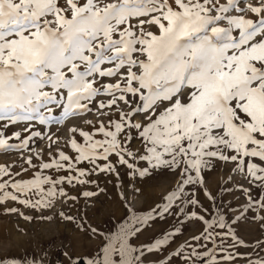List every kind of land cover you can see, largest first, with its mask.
Instances as JSON below:
<instances>
[{"label": "snow or ice", "instance_id": "6c2138e0", "mask_svg": "<svg viewBox=\"0 0 264 264\" xmlns=\"http://www.w3.org/2000/svg\"><path fill=\"white\" fill-rule=\"evenodd\" d=\"M240 3L174 0L177 7H173L169 0H0V128L22 123L27 131L32 122L60 124L90 112L89 105L101 95L110 99L100 101L99 108L117 106L119 115L108 127L101 123L93 133L80 130L83 144L70 140L78 153L75 163L60 151L58 158L39 165L57 172L67 166L68 176L54 178L37 171L31 179L3 180L0 202L10 199L30 208H50L58 197L75 200L61 185L95 183L84 177L97 170L114 172L110 157L115 154L118 163L131 170L130 175L142 180L166 170H178L180 180L163 197L162 205L144 214L129 208L127 218L114 231L100 233L106 241L99 249L102 255L87 259V264H150L153 260L172 264L173 259L179 264H200L201 257H210L207 264H237L240 256L247 257L245 264H264V255L256 253V249L264 251V241L256 242L253 253H240L238 247L246 242L236 235L218 206L212 218L185 209L201 206L195 193H186L185 186L203 184L202 172L219 160L231 161L234 167L230 171L260 193L254 198L250 188L241 186L247 195L241 215L253 207L264 212V0L246 5L256 19L243 15ZM146 24L157 25L159 34L145 31ZM100 78L116 82L101 84ZM185 88L189 89L187 102L180 98ZM118 101L129 110L122 111ZM139 115L147 123L136 121ZM97 132L102 139L94 138ZM12 135L19 143H10L0 131V150L26 149L41 133L32 131L25 138L20 131ZM134 136L142 138L143 154L124 146ZM98 160L105 163L100 165ZM82 161L92 168H77ZM136 161L146 162V166H138ZM27 163L32 164L31 156ZM8 171L0 165V176ZM228 179L231 183L225 190L238 183ZM95 194L82 193L84 197ZM206 195L215 201L211 192ZM181 213L205 225L192 237L195 245L186 241L170 255L160 256L182 227L150 242L134 243L154 216L174 218ZM60 215L73 220L63 212ZM240 218L236 216V220ZM254 218L264 229V215ZM217 247L226 253L219 260ZM0 264L9 262L0 260ZM11 264L42 262L12 260Z\"/></svg>", "mask_w": 264, "mask_h": 264}, {"label": "rangeland", "instance_id": "374dc122", "mask_svg": "<svg viewBox=\"0 0 264 264\" xmlns=\"http://www.w3.org/2000/svg\"><path fill=\"white\" fill-rule=\"evenodd\" d=\"M60 2L63 3V0ZM169 2L174 7V0H169ZM220 2L226 3L227 0H220ZM249 2L258 4L260 0H241L238 6L244 7L243 15L256 19V14L249 12L246 7ZM232 11L233 14H237L235 10ZM144 28L145 31L159 33V27L155 24H146ZM140 59H144V57L141 56ZM115 82L116 80L113 78H100L101 84ZM188 92L189 89L185 88L180 97L183 102H187ZM108 99L110 97L104 95L97 97L89 105L90 112L84 111L79 116L69 117L60 124L42 126L38 122H32L27 131H24L22 123L15 126L9 125L7 129L0 128V131L5 132L10 143H19V140L12 135L16 131L21 132L22 138L30 136L32 131L41 133L40 136L33 137L29 141V146L26 149L0 150V165L9 170L8 175L0 176V182L9 180L11 183L16 179H31L35 177L37 171L52 175L54 178L57 175L68 176L70 170L67 166L57 172L55 169H41L39 165L42 162H51L53 158H58L60 151H64L71 158V162L75 163L78 153L71 148L70 140L75 138L78 143L83 144V137L79 135L80 130L93 133L101 123L108 127L110 120L119 119L116 112L117 106L99 108V102L107 103ZM118 106L122 111L129 110V107L122 101H118ZM58 111L55 110L54 114H58ZM101 113L106 114L101 115ZM135 120L142 124L147 123L142 115L136 116ZM73 128L77 131L73 132ZM94 138L102 139L103 136L97 132ZM124 146L130 147L131 150L140 154L145 152L142 138L138 136H134ZM29 156L32 157L31 165L27 163ZM126 158L132 162L130 157ZM110 161L115 165L114 172L101 173L97 170L84 177V179L95 181V183L80 185L74 181L71 185L66 182L61 185L68 196L76 197L75 200H71L67 196L58 197L50 208H30L10 199L0 202V260L8 261L9 264L12 260L28 262L33 259L42 262V264H87V259L102 255L99 249L106 241L102 239L100 233L107 234L114 231L115 226L122 222V219L127 218L126 213L129 208L137 210L139 214H144L152 211L158 204L162 205L163 197L174 190L180 180L178 170L174 172L166 170L142 180L136 175H130L131 170L126 165H120L115 154L110 157ZM97 163L102 165L105 161L98 160ZM136 163L138 166H146V162L136 161ZM213 164L214 167L202 172L203 184L192 188L185 186L186 193H195L201 205L191 208L185 206L186 212L196 211L206 218H212L216 215L215 207L218 206L222 213H226V221L233 226L236 235L246 242L244 246L238 247V251L253 253L256 242L264 241V229L261 228V222L254 217L264 215V212H259L256 207H253L241 215L247 201V195L242 192L241 186L250 188L254 198H258L260 193L255 186L249 185L245 178L230 171L234 167L231 161L214 160ZM77 168L89 171L92 165L87 161H82L77 165ZM71 174L76 175L75 170H71ZM229 177L238 183H232L231 187L225 190L224 186L231 183ZM8 190L12 191L10 187ZM205 190L215 196V201L208 198ZM83 191H91L96 194L92 197H84ZM13 207L18 211H6ZM205 209L208 211L205 212ZM61 212L65 216H72L73 220L64 219L60 215ZM21 213L32 217V219H24ZM238 215L241 216L240 220H236ZM178 221L179 223H177ZM144 227L147 228V231L142 228L143 234L140 236V240L134 242L137 246L141 242H150L166 232H172L175 227H182V231L172 238L170 246H164L165 250L160 253V256L163 257L170 255L186 241L195 245L196 242L192 240V237L200 234L205 225L196 218L186 219L184 213H181L174 218L167 214L164 218L154 216L153 221ZM91 229H96V232L93 233ZM228 243H231V240ZM208 247H212L211 243L208 244ZM256 253L264 255V251L260 249H256ZM224 254L226 253H222L219 247L216 248L215 255L218 260ZM208 259L210 257H201L200 264H207ZM246 259L247 257L240 256L237 264H245ZM150 264H157V261L153 260ZM172 264H179V261L173 259Z\"/></svg>", "mask_w": 264, "mask_h": 264}, {"label": "bare ground", "instance_id": "6f19581e", "mask_svg": "<svg viewBox=\"0 0 264 264\" xmlns=\"http://www.w3.org/2000/svg\"><path fill=\"white\" fill-rule=\"evenodd\" d=\"M174 7H176V6L174 5ZM156 34H159V33H156Z\"/></svg>", "mask_w": 264, "mask_h": 264}]
</instances>
